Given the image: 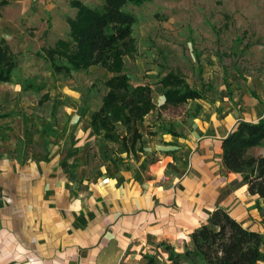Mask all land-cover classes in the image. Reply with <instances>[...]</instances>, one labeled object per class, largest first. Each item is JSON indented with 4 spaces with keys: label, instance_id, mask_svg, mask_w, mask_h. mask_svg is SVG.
<instances>
[{
    "label": "crops",
    "instance_id": "0c3cea01",
    "mask_svg": "<svg viewBox=\"0 0 264 264\" xmlns=\"http://www.w3.org/2000/svg\"><path fill=\"white\" fill-rule=\"evenodd\" d=\"M42 6L0 0V41L12 54L20 26H34ZM53 39L50 48L66 38ZM41 59L51 74L41 96L64 106L54 118L24 109L17 138L0 140V264H172L164 246L191 249V232L218 208L264 238V203L222 165L221 141L246 120L209 113L181 135L139 122L140 150L119 153L89 128L101 101L86 105Z\"/></svg>",
    "mask_w": 264,
    "mask_h": 264
},
{
    "label": "rangeland",
    "instance_id": "374dc122",
    "mask_svg": "<svg viewBox=\"0 0 264 264\" xmlns=\"http://www.w3.org/2000/svg\"><path fill=\"white\" fill-rule=\"evenodd\" d=\"M72 1L91 9L102 7L101 0H43L40 20L31 28L26 22L20 26L25 32L13 46L17 63L13 81L0 83V140L5 143L17 138L24 109L54 118L64 106L62 101L41 96L51 74L35 52L50 48L55 37L69 39L66 19L77 12L70 6ZM132 1L124 7L136 19L132 30L135 50L123 57V73L130 84L149 85L156 106L163 98L159 82L169 73L203 95L178 108L157 106L143 125L149 123L154 133L181 135L194 120L209 113L232 111L246 121L264 117V0ZM23 38L28 45L19 53ZM111 76L100 67H91L63 80L94 108ZM38 86L42 89L36 90ZM251 153L264 154V145Z\"/></svg>",
    "mask_w": 264,
    "mask_h": 264
},
{
    "label": "trees",
    "instance_id": "16d2710c",
    "mask_svg": "<svg viewBox=\"0 0 264 264\" xmlns=\"http://www.w3.org/2000/svg\"><path fill=\"white\" fill-rule=\"evenodd\" d=\"M100 10L77 1L70 6L77 10L67 18L69 39L58 40L53 48L37 53L57 78L68 79L72 72L100 67L112 76L104 83L106 93L100 107L92 114L89 128L104 142L117 146L116 152L134 155L143 135L137 124L156 110L149 85L132 86L123 73V57L134 50L132 37L136 19L124 11L132 0H101ZM16 68L13 54L5 41H0V83H10ZM163 88V104L159 109L178 108L203 95L191 89L186 81L169 73L159 82ZM37 89L39 87H36ZM47 98V96H44ZM147 136L150 133H146ZM264 145V117L256 121H240L221 141L222 165L230 173L240 174L251 196L264 203V155L248 154ZM264 226V219L261 221ZM192 248L177 254L164 246L172 264H260L264 262V238L248 230L218 208L210 222L195 228L190 235ZM152 261H148L151 264Z\"/></svg>",
    "mask_w": 264,
    "mask_h": 264
}]
</instances>
